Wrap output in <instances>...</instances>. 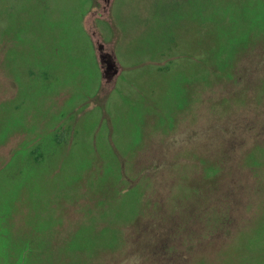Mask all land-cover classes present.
<instances>
[{"label":"rangeland","instance_id":"rangeland-1","mask_svg":"<svg viewBox=\"0 0 264 264\" xmlns=\"http://www.w3.org/2000/svg\"><path fill=\"white\" fill-rule=\"evenodd\" d=\"M0 264H264V0H0Z\"/></svg>","mask_w":264,"mask_h":264},{"label":"water","instance_id":"water-1","mask_svg":"<svg viewBox=\"0 0 264 264\" xmlns=\"http://www.w3.org/2000/svg\"><path fill=\"white\" fill-rule=\"evenodd\" d=\"M99 60L101 63H105L104 75L109 79L113 74L117 72V68L114 67V62L109 58L108 53L102 50V44L98 45Z\"/></svg>","mask_w":264,"mask_h":264},{"label":"trees","instance_id":"trees-1","mask_svg":"<svg viewBox=\"0 0 264 264\" xmlns=\"http://www.w3.org/2000/svg\"><path fill=\"white\" fill-rule=\"evenodd\" d=\"M103 50V49H102ZM111 57V56H110ZM112 59V58H111ZM113 60V59H112Z\"/></svg>","mask_w":264,"mask_h":264},{"label":"flooded vegetation","instance_id":"flooded-vegetation-1","mask_svg":"<svg viewBox=\"0 0 264 264\" xmlns=\"http://www.w3.org/2000/svg\"><path fill=\"white\" fill-rule=\"evenodd\" d=\"M109 58H111V57H109Z\"/></svg>","mask_w":264,"mask_h":264},{"label":"crops","instance_id":"crops-1","mask_svg":"<svg viewBox=\"0 0 264 264\" xmlns=\"http://www.w3.org/2000/svg\"><path fill=\"white\" fill-rule=\"evenodd\" d=\"M98 49V48H97Z\"/></svg>","mask_w":264,"mask_h":264}]
</instances>
